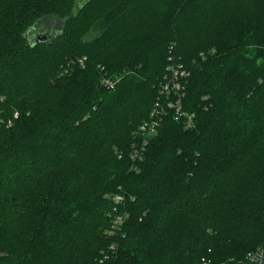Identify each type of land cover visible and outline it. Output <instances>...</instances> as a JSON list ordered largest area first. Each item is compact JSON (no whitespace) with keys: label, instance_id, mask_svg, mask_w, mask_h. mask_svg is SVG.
Returning a JSON list of instances; mask_svg holds the SVG:
<instances>
[{"label":"trees","instance_id":"obj_1","mask_svg":"<svg viewBox=\"0 0 264 264\" xmlns=\"http://www.w3.org/2000/svg\"><path fill=\"white\" fill-rule=\"evenodd\" d=\"M75 2L0 0V264H250L264 0ZM169 66L191 126L159 92Z\"/></svg>","mask_w":264,"mask_h":264},{"label":"built area","instance_id":"obj_2","mask_svg":"<svg viewBox=\"0 0 264 264\" xmlns=\"http://www.w3.org/2000/svg\"><path fill=\"white\" fill-rule=\"evenodd\" d=\"M169 68L171 71L170 76L166 79V81H164L160 85L159 92L161 95H163L166 98L168 107L175 109L174 111L176 114V118L181 116L187 117L186 125L191 126L193 124L192 122L193 114L185 113L184 111L181 110V106H180L181 97L183 96V92H182L183 86L181 85L180 79L182 76H184V72L179 71L180 67H178L179 69L178 68L175 69L172 68V66H169ZM107 83L109 84V86H111L110 82L107 81ZM172 97H175V99L173 100ZM155 114H159L158 111L156 110L153 111L151 113V119L144 122L139 128L142 142L145 141L146 136L148 134H151L154 131L156 125L158 124V121L154 119ZM141 148L142 146H136V144H134L133 152L131 156L133 158H138ZM113 200L115 202H121V196L115 195L113 197ZM126 216L127 214L124 211L117 212V214H115V216L111 220V226H110L111 232H116L118 229L121 228V224L123 223ZM260 253L261 251H257L249 255L250 264H258ZM201 264H209V261L206 259H201Z\"/></svg>","mask_w":264,"mask_h":264},{"label":"rangeland","instance_id":"obj_3","mask_svg":"<svg viewBox=\"0 0 264 264\" xmlns=\"http://www.w3.org/2000/svg\"><path fill=\"white\" fill-rule=\"evenodd\" d=\"M83 0H76L75 2V6L73 8V12L75 13L76 12V7L82 2ZM41 26L43 27H47L48 29H52L50 31L51 34H55L54 31H57L59 29V26H60V21L59 20H56V19H53V18H49L47 21H44V22H41L40 23ZM48 31V30H47ZM45 34V33H44ZM50 34V35H51ZM43 35V34H41Z\"/></svg>","mask_w":264,"mask_h":264},{"label":"water","instance_id":"obj_4","mask_svg":"<svg viewBox=\"0 0 264 264\" xmlns=\"http://www.w3.org/2000/svg\"><path fill=\"white\" fill-rule=\"evenodd\" d=\"M32 28H35V26L32 27ZM26 35L29 36L30 35V31L29 32H26ZM46 39H47V35L46 34H43V35L37 36L34 40H36V41H43V40H46ZM29 40H32V38L30 37ZM258 264H264V249L260 253V256H259V259H258Z\"/></svg>","mask_w":264,"mask_h":264}]
</instances>
